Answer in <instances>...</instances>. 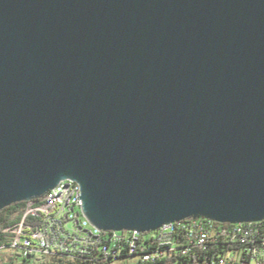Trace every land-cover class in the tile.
Wrapping results in <instances>:
<instances>
[{"label":"water","instance_id":"water-1","mask_svg":"<svg viewBox=\"0 0 264 264\" xmlns=\"http://www.w3.org/2000/svg\"><path fill=\"white\" fill-rule=\"evenodd\" d=\"M62 179L104 231L264 221V0H0V211Z\"/></svg>","mask_w":264,"mask_h":264},{"label":"built area","instance_id":"built-area-1","mask_svg":"<svg viewBox=\"0 0 264 264\" xmlns=\"http://www.w3.org/2000/svg\"><path fill=\"white\" fill-rule=\"evenodd\" d=\"M81 184L62 179L44 196L26 202L20 219L4 227L0 248L19 251L21 257H64L71 261L105 264V259H139L144 264H264V248H233L229 236L264 240V221L238 224L216 223L208 218H193L167 222L157 231L149 232L148 243L127 239V231H104L92 223L84 211ZM170 231H182L184 242L164 244ZM212 235L213 250L193 253L203 262L175 259L177 249L192 243H202V237Z\"/></svg>","mask_w":264,"mask_h":264},{"label":"trees","instance_id":"trees-1","mask_svg":"<svg viewBox=\"0 0 264 264\" xmlns=\"http://www.w3.org/2000/svg\"><path fill=\"white\" fill-rule=\"evenodd\" d=\"M25 205H26V202H22V203L18 202L0 211V235L4 227H7L13 224L18 219H20V216H16V215L18 213L21 214L23 212ZM263 232H264V224H263ZM228 241H230L229 238H228ZM139 242L148 243V236H146L145 234H142ZM181 242H184V238L182 239ZM3 245H4V242L0 236V247ZM184 248L177 249V251L175 252V259H185L186 261H194V262L198 261L201 263L204 261V258L199 257L198 259H196V257H194V255L192 254L193 253L201 254L202 252H210L213 250V244L212 243L208 244L206 249H200L199 247L189 249V246H188L185 249H189V252L182 254L181 251ZM235 248H239V247H235ZM126 260H130V259H126ZM116 261L117 260L105 259V264H113ZM130 263L144 264V262H142V260H139V259L138 260L131 259ZM5 264H90V263L71 261L68 259H64V257L55 258V257H49V256H39V257L32 256V257H27V258L22 257L20 260L18 258H11L10 261Z\"/></svg>","mask_w":264,"mask_h":264},{"label":"bare ground","instance_id":"bare-ground-1","mask_svg":"<svg viewBox=\"0 0 264 264\" xmlns=\"http://www.w3.org/2000/svg\"><path fill=\"white\" fill-rule=\"evenodd\" d=\"M126 238L127 239H139L143 233H140L139 231H127ZM185 234H182V231H170V236H164V244H170L173 245V241L175 242H181L184 238ZM211 237L212 235H205L202 237V243L195 242L192 243V245L189 246V249H193L196 247H199L200 249H206L208 244L211 243ZM237 237H231L229 236L230 241L228 243L232 244V247H239V248H245L248 249L250 247H260L264 248V240L257 239L256 238H246L242 237L236 240ZM213 244V243H212ZM189 249H183L181 251L182 254H185L189 252ZM144 262V260H142Z\"/></svg>","mask_w":264,"mask_h":264},{"label":"rangeland","instance_id":"rangeland-1","mask_svg":"<svg viewBox=\"0 0 264 264\" xmlns=\"http://www.w3.org/2000/svg\"><path fill=\"white\" fill-rule=\"evenodd\" d=\"M11 258H18L20 260L22 257L17 250L0 248V264L9 262ZM130 260L119 259L113 264H132Z\"/></svg>","mask_w":264,"mask_h":264}]
</instances>
